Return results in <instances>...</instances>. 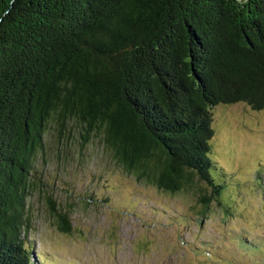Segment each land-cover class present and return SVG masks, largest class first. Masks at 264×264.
Instances as JSON below:
<instances>
[{"label":"trees","instance_id":"1","mask_svg":"<svg viewBox=\"0 0 264 264\" xmlns=\"http://www.w3.org/2000/svg\"><path fill=\"white\" fill-rule=\"evenodd\" d=\"M238 102L264 110V0H0V264H32L49 132L98 137L139 181L227 211L211 114ZM47 200L71 233L69 208Z\"/></svg>","mask_w":264,"mask_h":264},{"label":"rangeland","instance_id":"2","mask_svg":"<svg viewBox=\"0 0 264 264\" xmlns=\"http://www.w3.org/2000/svg\"><path fill=\"white\" fill-rule=\"evenodd\" d=\"M211 115L212 163L235 198L204 215L193 194L126 172L98 137L49 132L28 197L32 264H264V110L225 103ZM48 195L71 211V233L55 225Z\"/></svg>","mask_w":264,"mask_h":264}]
</instances>
